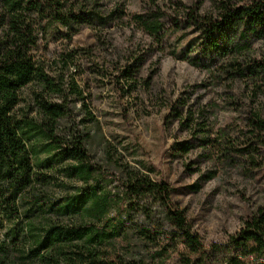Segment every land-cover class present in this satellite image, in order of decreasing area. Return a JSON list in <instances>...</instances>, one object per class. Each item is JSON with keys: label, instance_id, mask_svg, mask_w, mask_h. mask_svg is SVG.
I'll use <instances>...</instances> for the list:
<instances>
[{"label": "clouds", "instance_id": "9594fccd", "mask_svg": "<svg viewBox=\"0 0 264 264\" xmlns=\"http://www.w3.org/2000/svg\"><path fill=\"white\" fill-rule=\"evenodd\" d=\"M27 2L28 0H25L26 4ZM41 2L43 3L44 0ZM101 2L105 7L92 11L88 15L87 21L83 23L78 19L69 17L68 9L61 10L64 22L54 20L53 13L47 8L44 18L39 12H34L30 18L37 22V33L40 32V24L47 26L49 22L60 33L65 34L71 33L74 29L82 28L86 24L91 25V30L94 33L104 31L105 26L111 25L110 30L106 32L107 38L110 40L113 35L119 33L127 41L125 44L120 37H117V45L119 46H113L111 63H114L117 57L130 62L131 59L144 54L142 69L134 70L133 75V79L144 83L139 89L143 93V98L133 109L126 126L129 129V139L123 143H116V141L105 140L104 133L93 130L92 140L85 141L90 152L96 150L97 144L100 146L97 160L104 164L102 172L105 175L108 171L116 170L115 165L109 164L104 158L105 152L111 149L114 160L118 155L124 157L122 170L132 173L134 177L147 175L151 177L153 183L159 184L164 181L168 186V194L164 201L157 198L148 212L141 209L133 213L136 227L130 228L125 233L126 239L114 242L116 245L114 251L119 253L125 262L134 259L137 264H264V225H261L259 230L254 229L250 234L248 223L251 214L256 212L258 205L264 204V193L253 196L252 200L248 199V196L251 195L249 186L253 182L249 179L248 174L255 170L250 162L260 161L261 174L264 175V143H260V140L264 138V130L251 128V135H249L248 128L251 126L245 127L244 124L235 123V127L244 129V134L233 133L229 137L232 143L228 144L225 137L219 135L218 131L225 121L221 120L217 123L216 116L212 114L218 112L221 105L226 107L225 101L234 99L243 102L240 109L241 119L244 115H251V112H247L245 109L254 108L251 103L247 102L251 97L252 89L245 93L242 89L236 88L231 96L221 95L219 105H210L207 99L194 104L197 95H200L201 92L207 93L211 90L213 99L222 93L225 85L216 87L219 76L223 75V72L220 71L221 65L227 67V61L240 59L239 56L224 58L222 54L243 42V26L231 24L226 29H217L219 39L214 45L205 48L204 44L198 42L197 46L189 50L183 48L186 41L181 42L180 45L175 43V36L180 35V33H176L172 37L171 46L165 45L163 50H160L156 49L155 42L145 38L144 34L148 32V24L134 18L138 13L150 10L148 7L149 0H101ZM78 7L79 5H77ZM117 9L120 11H116ZM114 12L115 15H112ZM79 15L77 13L78 17ZM218 23L219 20H217ZM194 35L199 36L200 41H204L208 34L202 35L198 31ZM38 42L43 43L42 40ZM65 51H69V49L66 47ZM177 57L181 59L177 61ZM209 59L215 62V68L211 72L202 71L196 75L191 71L193 65L199 66V62ZM140 63L141 61L138 60L137 64ZM162 64L171 68L167 76V86H164L165 81L161 79ZM246 64L247 61H242L244 70H246ZM120 67L122 65H118V68ZM148 73H154L156 78L150 79ZM109 78H111V70ZM176 81L180 82L179 86H176ZM201 81L210 82L209 89L197 91L196 94L187 98L185 104L176 101L174 93L178 96L181 91L190 88L193 83L199 85ZM121 83L127 85L132 83V80H121ZM243 83H252V79H245ZM256 83L259 85V100L257 101L259 103V101H264V81L256 79ZM28 99L31 100V96H28ZM128 99L131 101L133 97L130 96ZM180 99L183 101L186 97ZM145 100L147 103L144 102ZM113 101L116 102L115 96ZM173 104L182 108L183 114L179 118L172 110ZM189 105H193L191 113L188 110ZM72 107L83 114L80 104H74ZM201 110H206V128L208 131L197 133L198 125L204 119L200 115ZM146 111L150 112L147 117H145ZM136 113H139V117ZM189 115L192 116L191 127L183 132L178 131L180 125ZM72 116L78 121L79 117L76 116V112H73ZM79 127L81 131L87 130L82 126ZM194 135L197 137L195 140H193ZM237 135H239V140L235 138ZM144 137H147L150 142L145 143L142 139ZM170 137L177 140H187L192 144L203 142V146L195 147L192 151L181 154L183 158L179 164H187L188 161H193V165L187 171H183L177 164L167 171H161L157 168L154 172H148L147 169L154 166L158 155L173 152V148L169 146ZM209 138H212L214 142H207ZM250 139L257 140L261 150L260 155L252 152L246 156H239L233 152L234 148L240 147ZM125 144H130L128 152L135 151L136 153L132 160L127 159L128 152L117 151L123 149ZM127 165H131V167H123ZM182 171L183 178L178 181L177 177L181 176ZM229 187L234 196L244 194L242 199L238 201L240 211L234 214L229 213L231 219H221L218 215L215 216L212 220V227L209 228V207L206 205L197 215V209L191 202L194 201L199 204L210 190ZM261 187H264V183L261 184ZM198 188L201 189L199 192L196 191ZM173 189L188 192L190 195L176 197L172 195ZM120 195L123 197L124 193ZM152 195H157V193L153 192ZM177 199L180 200L179 204L175 203ZM212 199L213 197L209 196V200ZM125 202H121L120 208L124 207ZM185 204L192 211H184L183 206ZM168 208L174 209L171 216L166 215ZM128 211L131 210H126L118 216V209L109 203L108 211L104 214L103 219L108 220L111 217H116L121 220L122 224H125ZM141 229H146L151 238L138 235ZM125 246H127V251L124 250Z\"/></svg>", "mask_w": 264, "mask_h": 264}, {"label": "trees", "instance_id": "16d2710c", "mask_svg": "<svg viewBox=\"0 0 264 264\" xmlns=\"http://www.w3.org/2000/svg\"><path fill=\"white\" fill-rule=\"evenodd\" d=\"M95 1L44 0L42 3L41 0H28L26 4L25 0H0V21L4 31V39L0 41V264H137L134 259L127 262L110 259L96 247L98 241L112 233L103 216L108 211L109 203L148 194L161 201L167 197L168 186L165 182L155 184L147 176L134 177L132 173L126 174L123 197L118 193H101L99 183L103 173L89 162L85 147L87 133L72 125L67 134H58L59 122L70 117L64 104L37 96L35 102L42 117L40 120H22L13 112L21 89L33 81H37L48 93L61 92L33 59L31 50L36 44L37 22L30 18L32 14L39 12L44 18L47 8L53 13L54 20L64 22L61 10L68 9L69 17L83 23L94 11ZM91 3L92 6L88 8L87 5ZM185 15L181 23L196 32L200 31L202 35L208 34L205 36V48L219 39L217 29H226L231 24L243 26V42L222 54L224 58L239 56L240 59L227 61V67L221 65L220 71L226 79L244 77L253 81L264 80V51L259 58L248 55L250 43L255 38L264 45V0H248L241 6L222 2L217 17L213 19L196 16L193 10ZM134 18L148 24L146 34L155 41L181 29L174 26L168 30L162 13L156 10L138 13ZM47 26L39 25L41 28ZM85 26L91 27L90 24ZM79 31L80 28L74 29L69 37ZM242 61H247L246 70L242 67ZM252 124L253 128L264 129L261 120ZM36 134L44 141L42 149L48 154L43 165H48L51 160L73 161L74 164L67 168V175L83 184L77 194L68 197L61 205L53 202L48 205L49 200L39 201V196L33 193L35 181H43L36 174L32 160L36 150L30 149L27 144V140ZM221 136L225 137L226 133L222 132ZM260 143H264V138ZM153 192L157 195H152ZM51 211L81 214L89 222L58 224L47 216V212ZM173 212L174 209H166L168 216ZM248 223L250 234L254 229L259 230L264 225V211L259 209Z\"/></svg>", "mask_w": 264, "mask_h": 264}, {"label": "rangeland", "instance_id": "374dc122", "mask_svg": "<svg viewBox=\"0 0 264 264\" xmlns=\"http://www.w3.org/2000/svg\"><path fill=\"white\" fill-rule=\"evenodd\" d=\"M95 2L97 4L93 5V8L99 9L105 7L101 0ZM222 2H226L232 6H241L248 2V0H192V2H189V0H149L148 7L151 10L162 13L165 27L168 28V30L173 29L174 26L181 29L176 32L180 33L178 36H175L176 33H174L155 41L145 33V38L155 42L156 49L160 50H163L165 45L171 46L173 36H175V43L177 45L186 41V43L183 44L185 50L197 46L198 42L205 45L206 37L204 41H200V37L194 35L196 31H194L192 27H186L187 25L180 21H184L186 17L185 14L191 10L196 13V16H207L213 19L217 17ZM87 6L88 8L91 7L92 3ZM117 10L120 11V9ZM1 27L0 21V37L4 39V31ZM39 28L40 32H36V44L31 50L33 59L36 64L42 68L43 72L49 78L53 79V82L60 88L61 92L48 93L43 91L37 81H33L21 89L19 93V102L13 109L15 116L22 120L31 118L40 120L42 117L38 112L39 110L35 99L37 96H43L44 99L50 102L64 104L69 110V119H62L57 126L58 134L61 136L67 134L70 126L77 125L76 128L80 131L81 128L79 126L87 129L82 132L87 133L88 141L92 140L93 130L104 133L105 140L116 141V143L127 141L129 139V129L126 126L129 122V116L143 98V93L140 92L139 89L144 82L136 81L133 79V75L134 70L142 69L144 54L142 53L139 57L131 59L130 62L121 57H117L116 61L111 63L113 46H119L117 45V37H120L125 44L127 43L119 33L113 35L110 40L107 38L106 32L110 30L111 25L105 26V30L99 33H94L91 27L84 26L71 38L69 37L70 33H60L54 28L52 23L48 24L46 28ZM213 38L216 39L214 36ZM2 39H0V41ZM41 40L43 43L38 42ZM66 47L69 51H65ZM248 49V55L251 58H259L264 51V45L259 39L255 38L252 43H250ZM152 50L154 51L155 49ZM176 59L179 61L181 58L177 57ZM138 60L141 61L139 65L137 64ZM118 65H122V67L118 68ZM214 68L215 62L209 59L199 62V66L193 65L191 71L199 75L202 71L211 72ZM110 70L111 78H109ZM125 71L127 73H124ZM170 71L171 68L169 66L162 64L161 79L165 81L164 86H167V76ZM148 76L150 79L156 78L154 73H148ZM245 79L248 78L226 79L224 75H221L216 83V87H220L222 84L225 85L221 94L216 95L215 99H213L211 90L207 93L201 92L200 95H197L196 101H194V104H196L201 100L207 99L210 105H219L221 103V95L231 96L234 94L233 90L236 88L242 89L245 93L249 89H252L251 97L247 102L251 103L254 108L245 109V111L251 112V115H244L241 119L240 109L243 106V102L234 99L225 101L226 107L221 105L218 112L212 113L216 116L217 123L221 120L225 121L218 131L219 135H221L222 132L226 133L225 139L228 144L232 143L229 137H231L233 133L239 132L240 134H244V129L235 127V123L244 124L245 127L251 126L248 128L249 135H251L250 130L253 128V121L261 120L264 124V101H259V103H257L259 100V85L256 83V80H252V83H243ZM121 80H132V83L125 85L121 83ZM229 82L231 83L229 84ZM179 83V81H176V86H179ZM209 83L208 81H201L199 85L193 83L190 88L184 89L178 96L174 93L176 101L180 104H185L187 98L196 94L197 91L209 89ZM37 89H39V91H37ZM28 96H31L32 99L29 100ZM114 96L116 97V102L113 101ZM130 96L133 97L131 101L128 99ZM181 97H186V99L181 101ZM144 102L147 103L146 100ZM74 104H80L83 114L72 107ZM192 107L193 105L188 106L189 113H191ZM172 110L175 112L177 118L183 114L182 108L177 107L176 104H173ZM73 112H76V116L79 117L78 121L73 118ZM205 113L206 110H201L200 115L204 117V119L198 125L196 130L197 133L208 131L206 128L207 117ZM136 115L139 117V113H136ZM148 115H150V112L146 111L145 117ZM165 119H167V117H165ZM191 123L192 116L189 115L180 125L178 131L183 132L187 130V128L191 127ZM235 138L239 140V135ZM142 139H144L145 143L150 142L147 137ZM169 139V146L173 148V152L158 155L154 166L147 169L148 172H154L157 168L161 171H167L170 167H175L179 164L180 160L183 158L181 154H186L195 147L203 146V142L200 144H192L187 140H177L172 137ZM195 139H197V137L194 135L193 140ZM207 142H214V140L209 138ZM27 144L30 149L36 150L34 151L35 154L32 156V160L35 164L36 174H38V176L40 175V179H43V181H35V190H33V193L39 196V201L46 202L49 200L50 203H48V205L52 204V202L56 205H61L68 197L79 192L83 186L82 182L75 177H69L67 175V168L74 164L73 161L51 160L48 165L44 166L43 164L48 158L47 152L42 149L44 141L36 134L27 140ZM85 147L89 154V162L98 167L102 172L104 164L100 160H97V156L100 153V146L97 144L95 146L96 150L91 152L88 150V145H85ZM129 147L130 144H125L123 149L117 151L128 152ZM260 151L259 144L255 142V139H250L247 143L233 149V152L239 156H246L252 152L260 155ZM135 154V151L128 152L127 159L132 160ZM104 158L109 164H114L116 170L108 171L107 175L102 172L103 176H101L99 183L100 192L118 193L120 195L124 191L123 184L126 174L130 173L122 170V161L124 157L118 155L114 160L112 150L109 149L105 152ZM133 163H136V161H133ZM250 163L255 168L254 171L248 174L249 179L253 181L249 186L251 195L248 196V199L252 200L253 196H259L261 193H264V187H261V184L264 183V175L261 174L260 161H251ZM192 165L193 161H188L187 164H179L183 171H187ZM123 167L130 168L131 165ZM183 171L181 172V176L177 177L178 181L183 178ZM147 177L151 179V177ZM200 190L199 188L196 189L197 192ZM172 195L176 197H186L190 195V193L173 189ZM243 195L244 194H239L234 196L230 187L227 189L217 188L210 190L199 204H196L194 201L191 203L196 207L197 215L206 205L209 207L208 226L211 228L212 220L215 216L218 215L221 219H231L232 217H229V213L234 214L240 211L238 201L242 199ZM209 196L213 197L211 201L209 200ZM123 201H126L124 207L120 208V204ZM123 201L114 203L113 206L118 209V216L123 214L126 210H131L127 212L126 223L122 224L121 220L116 217L109 218L107 224L112 231L111 235L95 244L108 258L113 260H124L119 253L114 251L116 247L114 242L120 239H126L125 233L128 232L130 228L136 227V220L133 217V213L141 209H143L144 212H148L150 206L156 199L148 194L127 198ZM175 203L179 204L180 200L177 199ZM253 203H256V201H253ZM183 208L186 212L192 211L187 204H185ZM259 209L264 211V204H259L256 208V212L252 213L251 217L256 215ZM47 216L53 218L58 224L64 225H78L85 221L89 222L87 219L84 220L81 214L51 211L47 212ZM193 219H195V217H193ZM138 235L148 236V232L146 229H141ZM148 238L150 239L151 237L148 236ZM124 250L127 251V246H125Z\"/></svg>", "mask_w": 264, "mask_h": 264}]
</instances>
